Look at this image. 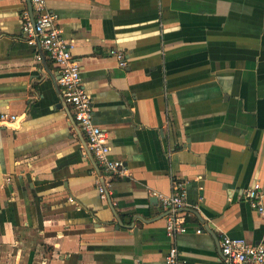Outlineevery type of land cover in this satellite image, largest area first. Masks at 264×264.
Returning a JSON list of instances; mask_svg holds the SVG:
<instances>
[{"label":"crops","instance_id":"0c3cea01","mask_svg":"<svg viewBox=\"0 0 264 264\" xmlns=\"http://www.w3.org/2000/svg\"><path fill=\"white\" fill-rule=\"evenodd\" d=\"M46 8L127 171L107 177L101 198L86 139L58 106L57 68L22 33L26 0H0V110L20 115L0 126V250L27 245L24 264H168L173 241L153 192L171 193L174 181L186 188L187 224L176 264H224V233L264 241V217L244 196L259 181L264 204V0Z\"/></svg>","mask_w":264,"mask_h":264},{"label":"built area","instance_id":"2783aa9c","mask_svg":"<svg viewBox=\"0 0 264 264\" xmlns=\"http://www.w3.org/2000/svg\"><path fill=\"white\" fill-rule=\"evenodd\" d=\"M32 16L27 9L23 10L21 29L28 43L36 47L35 57L38 61L51 60L58 72V84L62 99L72 118L82 131L87 147L93 156L100 172L96 178V188L101 198H105L110 183L109 177L126 174L127 167L122 159L110 155L108 131L93 119V98L83 86L79 61L73 57L69 41L62 34L56 22L57 15L46 8V0H30ZM120 65L126 60L121 50L110 49ZM20 115L7 110H0V126L19 122ZM108 177V178H107ZM259 181H254L244 189V196L251 209L264 217L263 192ZM171 193L154 191L164 209L165 233L173 241L165 255L168 264L178 261V247L174 239L178 233L187 230L185 214L180 208L186 205V188L182 182H173ZM195 231H200L197 227ZM220 250L224 264H264V241L248 242L244 237L222 234Z\"/></svg>","mask_w":264,"mask_h":264},{"label":"rangeland","instance_id":"374dc122","mask_svg":"<svg viewBox=\"0 0 264 264\" xmlns=\"http://www.w3.org/2000/svg\"><path fill=\"white\" fill-rule=\"evenodd\" d=\"M41 243L42 242H40V244ZM42 244L44 246V243H42ZM14 247H16V246H14ZM46 251H48V250L46 249ZM0 255H5L8 259L10 258V260L12 261V264H24V261L27 258V245H26V248H24L22 250H17V249L16 250L15 249L8 250L7 248H2L0 250ZM30 256H33V255H29L28 258ZM0 258H1V256H0Z\"/></svg>","mask_w":264,"mask_h":264},{"label":"water","instance_id":"95a60500","mask_svg":"<svg viewBox=\"0 0 264 264\" xmlns=\"http://www.w3.org/2000/svg\"><path fill=\"white\" fill-rule=\"evenodd\" d=\"M26 2H27L28 11H29V13L31 15V18L33 19L30 0H26ZM59 98H60V102L58 103V106H61V105H63L64 102H63V99H62V96L61 95H60ZM72 123H75V121H74L73 118H72ZM95 167H96V169H97V171L99 173L100 170H99V168H98V166L96 164H95ZM95 225H99V222H96Z\"/></svg>","mask_w":264,"mask_h":264}]
</instances>
